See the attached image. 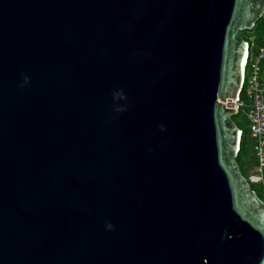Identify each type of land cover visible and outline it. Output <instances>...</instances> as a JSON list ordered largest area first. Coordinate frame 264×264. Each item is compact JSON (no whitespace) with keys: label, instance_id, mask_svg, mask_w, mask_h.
I'll use <instances>...</instances> for the list:
<instances>
[{"label":"water","instance_id":"95a60500","mask_svg":"<svg viewBox=\"0 0 264 264\" xmlns=\"http://www.w3.org/2000/svg\"><path fill=\"white\" fill-rule=\"evenodd\" d=\"M264 0H0V264H264L233 115Z\"/></svg>","mask_w":264,"mask_h":264},{"label":"built area","instance_id":"2783aa9c","mask_svg":"<svg viewBox=\"0 0 264 264\" xmlns=\"http://www.w3.org/2000/svg\"><path fill=\"white\" fill-rule=\"evenodd\" d=\"M264 59V38L257 54L252 58V67L248 74L251 56L248 57V69L241 90L239 91L237 106L244 110L250 125V136L254 138V155L258 166L251 171L252 181L264 182V77L262 76V61ZM246 66V68H247ZM249 179V178H248Z\"/></svg>","mask_w":264,"mask_h":264},{"label":"trees","instance_id":"16d2710c","mask_svg":"<svg viewBox=\"0 0 264 264\" xmlns=\"http://www.w3.org/2000/svg\"><path fill=\"white\" fill-rule=\"evenodd\" d=\"M245 30H247V29H244V31ZM244 31L242 30L241 32H242L243 36L249 41V43H250V45H249L250 56H251V58H254L257 54V51L254 55L252 54V51H251L252 42L250 40V36H252V35L256 36V40H257V44H258V48H259V46L262 43L263 38H264V15L256 22V25L253 29L247 30L248 33L250 32L249 34L245 35ZM263 64H264V59L262 61V66H263ZM246 69H248V66ZM263 69H264V67H263ZM263 73L264 72H262V74ZM241 110L242 109H240L239 112H241ZM238 125L241 127V129L243 131H242V136H241V140H240V148H239V152L236 156V159L239 162L240 167L244 173H245V171L243 170V167H242L244 163L251 164L250 167L252 168V171H255L257 169V166H258L257 160L256 161H249V159H248V152H249L248 151L249 150L248 137L250 136V129L248 132L239 123H238ZM253 147L255 148V142H253ZM260 183H262V185H263L264 182H260ZM251 185L253 188H255L257 190V188L252 184V182H251ZM262 190L264 191V185H263ZM257 192L264 199V197L262 196V194L258 190H257Z\"/></svg>","mask_w":264,"mask_h":264},{"label":"rangeland","instance_id":"374dc122","mask_svg":"<svg viewBox=\"0 0 264 264\" xmlns=\"http://www.w3.org/2000/svg\"><path fill=\"white\" fill-rule=\"evenodd\" d=\"M248 30V29H247ZM247 30H243L244 31V34L247 35L249 34ZM251 30V29H249ZM250 40L252 42V46H251V51H252V54L254 55L256 53V51H258V44H257V40H256V36L252 35L250 36ZM252 67V58H251V62L249 63V69H248V74L250 73V68ZM262 76L264 77V74H262ZM233 118L236 122H238L246 131L249 132V129H250V125H249V121H248V118L246 116V113L244 112V110H241V112H237L233 115ZM248 140H249V152H248V159L249 161H256V157L254 155V147H253V142H254V138L252 136H249L248 137ZM251 164H246L244 163L243 164V170L245 171V175H247V177L249 178V181L252 182V184L257 188V190L262 194V196L264 197V191L262 190L263 188V185L262 183H260L259 181H252L250 180L251 176V171H252V168L250 167ZM264 181V180H263Z\"/></svg>","mask_w":264,"mask_h":264},{"label":"crops","instance_id":"0c3cea01","mask_svg":"<svg viewBox=\"0 0 264 264\" xmlns=\"http://www.w3.org/2000/svg\"><path fill=\"white\" fill-rule=\"evenodd\" d=\"M263 67H264V64H263V66H262V72H264V69H263ZM264 74V73H263Z\"/></svg>","mask_w":264,"mask_h":264},{"label":"bare ground","instance_id":"6f19581e","mask_svg":"<svg viewBox=\"0 0 264 264\" xmlns=\"http://www.w3.org/2000/svg\"><path fill=\"white\" fill-rule=\"evenodd\" d=\"M241 135H242V133H241Z\"/></svg>","mask_w":264,"mask_h":264}]
</instances>
